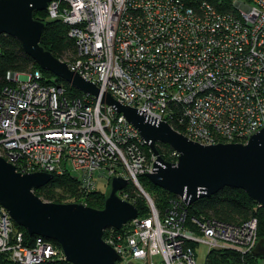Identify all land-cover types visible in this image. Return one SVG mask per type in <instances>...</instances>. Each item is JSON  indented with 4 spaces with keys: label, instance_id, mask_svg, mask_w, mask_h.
Masks as SVG:
<instances>
[{
    "label": "built area",
    "instance_id": "obj_1",
    "mask_svg": "<svg viewBox=\"0 0 264 264\" xmlns=\"http://www.w3.org/2000/svg\"><path fill=\"white\" fill-rule=\"evenodd\" d=\"M47 11L76 43L65 62L101 95L70 94L37 68L8 72L0 90V156L21 173L74 175L84 192L96 191L100 179L132 183L149 213L106 229L103 239L119 264H207L213 250L252 252L260 240L256 217L237 224L190 218V204L178 195L160 214L139 181L153 172L156 156L101 96L202 145L247 143L264 127V0H52ZM171 156L176 162L179 152L172 148ZM198 244L208 248L205 263ZM0 254L15 264L65 259L49 239L27 238L1 204Z\"/></svg>",
    "mask_w": 264,
    "mask_h": 264
},
{
    "label": "water",
    "instance_id": "obj_2",
    "mask_svg": "<svg viewBox=\"0 0 264 264\" xmlns=\"http://www.w3.org/2000/svg\"><path fill=\"white\" fill-rule=\"evenodd\" d=\"M51 1L0 0V34L17 38L25 52L54 77L99 97L98 86L41 44L45 22L35 19L34 12L47 9ZM101 97L139 129L156 156L153 172L143 173L153 184L180 196L187 204L225 187L241 188L264 207V127L247 143L202 145L146 111L122 105L109 93ZM160 142L179 152L176 162L163 158L157 148ZM53 178V174L40 171L21 173L0 156V204L28 234L56 240L71 264H119L120 255L103 237L106 229L120 230L139 215L138 207L119 193L129 181L121 176L114 178L104 207L95 209L80 202L43 200L35 190ZM252 254L264 258V239L258 241Z\"/></svg>",
    "mask_w": 264,
    "mask_h": 264
},
{
    "label": "trees",
    "instance_id": "obj_3",
    "mask_svg": "<svg viewBox=\"0 0 264 264\" xmlns=\"http://www.w3.org/2000/svg\"><path fill=\"white\" fill-rule=\"evenodd\" d=\"M210 1L216 2V0ZM34 18L41 22H45L41 44L61 60L66 61L67 55L73 59L76 55V43L68 35V25L64 24L60 19L51 20L47 9L35 11ZM35 68L41 70L45 80L64 84L70 91V94L75 96H80L82 94L81 90L79 91L75 87H71L70 84L63 79L54 77L49 71L43 70L31 56L25 52L23 45H21L17 38L12 35L0 34V90L6 83V75L8 72L31 71L35 70ZM178 130L181 133L183 132V129ZM157 148L165 160L171 161L172 149L169 145L160 142ZM53 177L50 183L35 190V193L43 200L63 203L64 194L71 193L74 195L81 189L79 186V179L74 175L72 176L66 173L54 175ZM139 181L153 199L160 214L163 215L169 206V200L173 198L175 194H171L167 190L153 184L145 174L140 175ZM107 195L106 192L97 189L96 191H91L87 195V205L95 209L103 208ZM123 195H126V200L133 202L136 207H138L140 215H147L149 213V207L146 204L145 198L137 192L132 183H129L128 187L124 189ZM187 215H189L190 218L201 217L203 215L207 217L211 216L229 224L241 223L244 220L256 217L259 239H264V207L262 208L256 201L251 200L246 191L241 188L237 189L229 186L219 190L217 194L198 198L195 202L187 206ZM16 227L19 230H23L24 234H26V237L29 239L31 237H37V235L28 234L26 229L21 225L19 226L17 223ZM50 241L61 248L56 240L53 239ZM243 260L245 264H264L262 262L264 258L256 257L252 252L242 257L233 250L211 251L207 264H232L242 262ZM0 264L15 263L9 260L4 254H0ZM43 264L71 263L62 259L54 260L53 262H44Z\"/></svg>",
    "mask_w": 264,
    "mask_h": 264
},
{
    "label": "rangeland",
    "instance_id": "obj_4",
    "mask_svg": "<svg viewBox=\"0 0 264 264\" xmlns=\"http://www.w3.org/2000/svg\"><path fill=\"white\" fill-rule=\"evenodd\" d=\"M66 58H67V61L71 60V58L68 55ZM96 186H97V190L104 191L107 194H109V192L111 190L110 184L106 185L105 180H102V179L98 180ZM88 193L89 192H87V191L84 192L83 190L79 189L78 192L75 193L74 195H72L71 193L64 194L63 200L66 203L79 201L80 203L87 204L88 201H86V200H87ZM82 201H84V202H82ZM196 248L198 251V260L201 263H205L207 260L206 257H207V253H208V248L203 244H198V246ZM262 262L264 263V261H262ZM135 264H145V263L140 262V261H136Z\"/></svg>",
    "mask_w": 264,
    "mask_h": 264
}]
</instances>
